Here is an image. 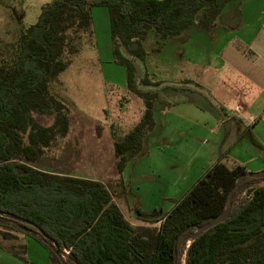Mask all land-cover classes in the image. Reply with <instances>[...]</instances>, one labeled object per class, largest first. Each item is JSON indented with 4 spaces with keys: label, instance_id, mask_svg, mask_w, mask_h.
Here are the masks:
<instances>
[{
    "label": "trees",
    "instance_id": "16d2710c",
    "mask_svg": "<svg viewBox=\"0 0 264 264\" xmlns=\"http://www.w3.org/2000/svg\"><path fill=\"white\" fill-rule=\"evenodd\" d=\"M229 1L51 0L35 24L22 26L11 45L13 56L0 64V211L34 222L54 241L8 216L0 217V225L29 228L27 234L49 251L51 264H179L188 243L186 264H264V177L245 178L227 221L192 239L199 227L228 208L231 191L248 173L242 165L229 168L218 162L159 227L146 229L126 220L102 182L33 167L71 132V110L51 94L50 84L85 45L94 46V7L108 8L113 60L125 67L128 90L145 104L140 122L115 141L122 174L155 128L158 91H186L192 85L204 92L191 80L173 85L149 78L144 42L150 31L163 40L180 35L198 21H215ZM139 62L144 65L140 78ZM34 114L54 115V122L41 125Z\"/></svg>",
    "mask_w": 264,
    "mask_h": 264
},
{
    "label": "crops",
    "instance_id": "0c3cea01",
    "mask_svg": "<svg viewBox=\"0 0 264 264\" xmlns=\"http://www.w3.org/2000/svg\"><path fill=\"white\" fill-rule=\"evenodd\" d=\"M50 1L26 0L27 26L37 22L42 7ZM107 13L110 19L109 10ZM144 47L152 81L180 85L191 80L204 88L200 92L188 85L186 91H163L164 98L154 109L155 128L146 136L142 152L133 159L153 157V151L160 153L165 147L190 155L173 180V194L180 197L165 198L174 202L164 216L220 161L229 168L242 165L248 173L264 171V0H230L215 21H198L186 32L166 40L152 30ZM111 48L113 53V43ZM167 48L175 57V66L170 69L158 57ZM98 135L99 166L106 161L102 153L112 151L109 158L116 165L117 183L123 190L126 181L118 171L115 143H105L104 147L103 134ZM174 164L172 169L180 167ZM96 181L109 188L101 178ZM27 235L44 248L51 264L46 247ZM11 237L16 239L15 235ZM29 244L28 239L8 246L0 243V249L7 251L0 250V254L10 258L9 264H22V256L32 252L39 255V250H31ZM17 246L20 251L14 250Z\"/></svg>",
    "mask_w": 264,
    "mask_h": 264
},
{
    "label": "rangeland",
    "instance_id": "374dc122",
    "mask_svg": "<svg viewBox=\"0 0 264 264\" xmlns=\"http://www.w3.org/2000/svg\"><path fill=\"white\" fill-rule=\"evenodd\" d=\"M26 4V0H0V64L13 56L11 45H15L19 40L22 26H27V22H30L24 17ZM93 9L94 46L85 45L69 69L50 84L51 94L71 110V134L66 139L58 140L47 155L33 167L41 171L81 178H101L111 189L114 201L119 204L131 225L137 229L159 227V220L164 217L163 212L168 211L174 202L166 201L165 198L180 197L179 193L173 194V180L190 155L178 154L177 151L165 147L160 153L153 151V157L141 156L137 160H131L123 171L126 181L123 190L117 183L116 165H113L109 158L112 151L102 153L106 161L103 167L99 166L98 134H103L104 147L106 144L112 146L115 141L122 140L142 119L145 104L141 98L128 90L125 67L113 60L108 8ZM169 52L171 51L167 48L158 57L163 60L164 66L170 69L175 66V57ZM140 64L139 62L137 65L138 78L144 76V65L141 64L142 68ZM146 70L148 72L147 66ZM162 82L173 84L169 81ZM143 89L147 90L145 87ZM158 94L163 100V88ZM34 117L44 126H50L54 122V115L34 114ZM178 146L181 147L180 144ZM174 163L180 167L172 169ZM245 196L246 192L242 194V197ZM21 231L16 230L11 222H6L5 226L0 225V243L8 246L9 243H22L28 239L31 250L33 247L37 248L39 255L32 252L22 256V264H50L44 248L29 239L26 231ZM8 235H15L17 241ZM189 245L190 243L180 254L179 264H186ZM14 250L20 251V248L17 246ZM67 253L69 255L70 251ZM65 261L69 262L67 258ZM9 263L10 258L0 254V264Z\"/></svg>",
    "mask_w": 264,
    "mask_h": 264
},
{
    "label": "water",
    "instance_id": "95a60500",
    "mask_svg": "<svg viewBox=\"0 0 264 264\" xmlns=\"http://www.w3.org/2000/svg\"><path fill=\"white\" fill-rule=\"evenodd\" d=\"M248 177L260 179V178L264 177V171L259 172V173H246V174L242 175L238 179L236 185L234 186L233 190L230 193L228 208L223 213L217 215L212 221H210V222L206 223L205 225L199 227L197 232L192 236L193 240L198 239L208 230H210V229L214 228L215 226L220 225V224L227 221V219L229 218L230 213H231V209H232V205H233V197H234L238 187L240 186L241 182L245 178H248ZM4 216H8L11 219L18 221L22 224L33 226L34 228H36L38 230V232L41 235H43L45 237L46 240L54 241L53 238H51L48 234H46V232L40 226H38L37 224H35L32 221H30L28 219H24V218H22L18 215H15V214H6L5 212L0 211V217L2 218ZM1 218H0V222H1ZM20 228L23 229L24 231H29V228H27L23 225H20ZM66 256H68V255L66 254Z\"/></svg>",
    "mask_w": 264,
    "mask_h": 264
}]
</instances>
